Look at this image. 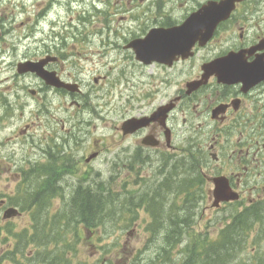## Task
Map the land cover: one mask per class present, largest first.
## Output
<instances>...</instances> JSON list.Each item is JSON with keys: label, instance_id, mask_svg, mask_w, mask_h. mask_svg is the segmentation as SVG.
<instances>
[{"label": "rangeland", "instance_id": "rangeland-1", "mask_svg": "<svg viewBox=\"0 0 264 264\" xmlns=\"http://www.w3.org/2000/svg\"><path fill=\"white\" fill-rule=\"evenodd\" d=\"M165 1L176 8L179 16L192 6L189 0ZM10 9L14 13V38L8 43H14L15 54L11 56L14 64L0 65V98L3 94L6 99L5 104L0 100V206L5 204L0 208V264H47V256L62 257L69 264H181L183 255L188 254L189 237L191 243L203 234L205 243L218 239L231 215L241 208L228 204L216 210L212 200L202 193V197L194 198V218L183 232L182 241L161 258L158 255L165 245L161 237L164 232L154 237L148 231L149 226L170 223L164 219L155 221L153 210L163 206L167 212L175 210L172 206L175 197L169 192L165 193L169 194L165 195V201L162 192L156 201L151 200L148 193L155 190V180L165 173V170L161 171L165 164L163 155L176 158L184 152L182 149L175 153L149 151L150 160H145L146 164L131 166L130 156L140 155L136 142L141 136L123 137L120 127L125 120L142 114L138 108L144 101L157 103L170 92L163 83V72L138 66L130 53L120 47L112 51L100 46L99 40L104 37L96 36L95 32L92 34L96 25L94 18L85 24L86 41L80 36L64 37L70 26L80 28L70 13L62 16L60 27L55 28L59 36H49V28L41 22L39 29L45 33H37L33 40L25 37L33 28L37 7L18 1ZM141 10L140 7L135 13ZM133 13L132 10L130 14ZM119 18V15L115 16L114 22ZM135 24L123 22L120 29L126 32L127 27L132 29ZM61 40L65 41L61 52L68 54L64 72L76 77L81 96L63 95L53 90L38 92L39 81L28 75H17V62L34 54L42 55L43 50H52L55 46L59 49L57 45ZM31 91L36 92L34 97H31ZM75 101L81 104L80 108L74 106ZM180 141L179 137L173 139L175 146L181 147ZM92 151L99 155L87 162ZM49 155L68 158L70 165H75L72 168L75 172L62 181L61 195L56 193L44 203L46 210L37 211V206L32 209V205L23 208L35 185L33 181L28 182L26 170L45 164ZM131 168L134 171H130ZM183 171L178 169L177 172ZM78 187H81L80 191L87 190L94 195L101 190L112 194L113 201L104 206L107 217L103 224L91 223L86 227L79 220L73 224L67 220L63 222L64 213L74 216L72 200ZM208 188L202 177L199 190ZM160 201L163 204H158ZM9 207L16 208L20 214L3 220L4 209ZM183 215L181 212L180 216ZM53 218L57 219L53 221ZM255 233V230L251 233L245 250L233 254V261L250 263L253 256H264V235L257 239ZM26 239L30 240L28 244Z\"/></svg>", "mask_w": 264, "mask_h": 264}, {"label": "flooded vegetation", "instance_id": "flooded-vegetation-1", "mask_svg": "<svg viewBox=\"0 0 264 264\" xmlns=\"http://www.w3.org/2000/svg\"><path fill=\"white\" fill-rule=\"evenodd\" d=\"M18 1L37 7L33 28L25 38L36 40L37 33L43 35L45 32L39 29L41 22L49 28V36H59L55 28L60 27L61 17L70 13L80 28L70 26L64 37L80 36L86 41L85 24L94 18L92 34L104 37L99 40L100 46L112 51L120 47L130 53L138 66L163 72V83L170 92L157 103H142L138 108L142 114L138 117L143 126L128 135L149 137L156 144L154 149L141 147L144 160H150L149 151L175 153L182 149L181 157L199 165L201 170L196 181L195 175L187 176L192 190L200 187L205 177L209 188L201 193L212 200L214 181L221 178L231 194L237 193L240 206L264 203V0H241L229 17L216 25L208 40L194 44L186 58L180 57L171 64L150 65L135 59L130 46L134 41L144 38L152 29L180 25L202 6L221 0H189L192 6L181 16L164 0H0V65L14 64V43H8L14 38V13L10 8ZM140 7L142 10L135 13ZM89 9L93 12L89 13ZM132 10L134 13L130 14ZM117 15L120 18L114 22ZM128 21L136 24L132 29L127 27L126 32L121 31V24ZM60 43L59 49L55 46L50 50L46 46L42 55L34 54L23 62L45 61L46 71L80 87L75 76L64 72L68 54L61 52L65 41ZM216 62L219 66L213 65ZM30 77L38 81L34 74ZM39 82L38 92L67 93ZM175 137L180 138L181 147L175 146ZM140 144V140L136 142ZM136 157L132 154L133 162ZM174 182L179 183L178 178ZM232 203H223L219 208Z\"/></svg>", "mask_w": 264, "mask_h": 264}, {"label": "trees", "instance_id": "trees-1", "mask_svg": "<svg viewBox=\"0 0 264 264\" xmlns=\"http://www.w3.org/2000/svg\"><path fill=\"white\" fill-rule=\"evenodd\" d=\"M64 165V162L59 163L54 168L45 167L41 173L38 172L37 178H42V176H46V179L42 182V179L39 180V187L42 191L38 192L35 197V203H29L24 206L23 208H28L31 204H36L37 211L42 210V205L44 204L43 197L46 191H52L54 189V180L52 177H55V173H57L59 168L61 170L63 167H59ZM185 164H183V167ZM185 169L184 171H186ZM188 173L189 170H188ZM183 179H182V178ZM190 177V174H189ZM198 180L197 178H195ZM175 179H170L171 187L177 188L178 194H181L183 199L178 205L177 210H173L171 212H167L164 210V206L162 208L153 210L152 214L155 216V221L157 219L161 222L162 219L165 221L169 220L170 223L163 224L161 226H151L149 231L154 234V236L159 235L161 231L164 234L161 236L165 244L162 252L158 255L159 258L163 256L169 249L173 248L174 245L179 244L182 241V237L184 236V231L189 226V221L193 219L194 208L196 206V202L194 198L198 197L194 190H192L190 181L187 179L184 174L178 175L179 183L175 184L173 182ZM195 180V181H196ZM167 181V180H166ZM168 184L164 182V185ZM169 188L160 187L159 192L163 194V200L165 201V194L169 192ZM83 192V193H82ZM109 192V191H108ZM110 192L105 193L103 190L101 192L94 195L90 191L83 190L80 193H76V196L72 200V207L75 209L73 210L72 218L77 221H81V223L85 224L86 226H90V224H103L105 217L107 214L105 213L104 206L113 201L110 197ZM112 195V194H111ZM115 196V195H114ZM159 195L152 198L151 200L156 201L159 200ZM115 202V201H114ZM151 203V201H150ZM158 204H163L161 201ZM71 211V210H70ZM184 213L185 215L180 216V213ZM66 217H69L67 213H65ZM161 216L167 218H161ZM57 218H53L52 220L55 221ZM132 222V221H130ZM256 232L261 233L264 235V204L257 203L248 208H245L241 212H237L231 215L230 224H228L224 229H222L219 233V237L215 241L206 242L205 235H202L200 238H195L191 243V237H189L188 243V254L183 255V259L181 264H264V256H259L255 258L253 256V260L250 263L240 262V261H233V254L241 253L247 247L246 245L250 241L251 233L254 232L255 227ZM7 239V238H6ZM2 239H0V242ZM203 241V243H201ZM30 240L26 239V243L28 244ZM4 243L6 241L4 240ZM197 245L199 248L197 249ZM168 259V257H165ZM199 260V261H198ZM50 264H69L68 261H65L60 257L57 260L51 261ZM158 264H164L158 263Z\"/></svg>", "mask_w": 264, "mask_h": 264}, {"label": "water", "instance_id": "water-1", "mask_svg": "<svg viewBox=\"0 0 264 264\" xmlns=\"http://www.w3.org/2000/svg\"><path fill=\"white\" fill-rule=\"evenodd\" d=\"M240 1L241 0H223L218 4L209 3L189 16L181 26L151 31L145 39L135 42L132 45L137 60L145 64H149L152 61L170 63L176 57H187L195 42L208 40L216 25L220 21L225 20L234 9L235 4ZM213 65L219 66V63L216 62ZM36 66L39 67L25 63L19 66L18 72H36L47 84L57 85L49 79L48 74H45L40 69L42 64ZM141 126V122L130 120L123 124L122 131L124 134L132 133ZM144 143L150 144L148 141ZM215 185V206L222 201L237 200L236 196L225 194L224 186L220 181H215ZM16 214L17 211L10 208L4 212L3 218H11L16 216Z\"/></svg>", "mask_w": 264, "mask_h": 264}, {"label": "bare ground", "instance_id": "bare-ground-1", "mask_svg": "<svg viewBox=\"0 0 264 264\" xmlns=\"http://www.w3.org/2000/svg\"><path fill=\"white\" fill-rule=\"evenodd\" d=\"M148 193H150V196H151L150 198H154L160 194L159 190L148 191Z\"/></svg>", "mask_w": 264, "mask_h": 264}]
</instances>
